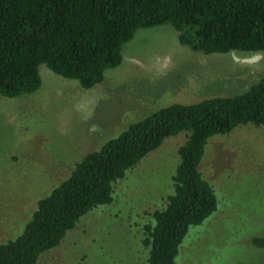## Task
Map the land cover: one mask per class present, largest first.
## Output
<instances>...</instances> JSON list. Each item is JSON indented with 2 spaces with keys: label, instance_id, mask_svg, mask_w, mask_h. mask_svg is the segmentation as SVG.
Returning <instances> with one entry per match:
<instances>
[{
  "label": "rangeland",
  "instance_id": "obj_1",
  "mask_svg": "<svg viewBox=\"0 0 264 264\" xmlns=\"http://www.w3.org/2000/svg\"><path fill=\"white\" fill-rule=\"evenodd\" d=\"M120 64L82 90L38 67L39 88L0 96V243L14 240L45 197L86 153L170 104L245 92L264 76V53L202 55L168 26L140 29ZM168 137L112 185V200L79 218L35 264H147L141 229L172 194L176 149ZM216 209L187 230L174 264H264V127H236L207 140L198 164Z\"/></svg>",
  "mask_w": 264,
  "mask_h": 264
},
{
  "label": "trees",
  "instance_id": "obj_2",
  "mask_svg": "<svg viewBox=\"0 0 264 264\" xmlns=\"http://www.w3.org/2000/svg\"><path fill=\"white\" fill-rule=\"evenodd\" d=\"M161 26L193 53H264V0H0V96L36 91L41 65L91 89L120 64L121 48L137 30ZM244 125L264 127V76L239 95L170 104L128 125L84 154L36 202L21 234L0 243V264H35L79 218L111 202L113 183L129 168L164 139L183 133L172 194L149 213L140 239L147 264H174L187 230L216 209L214 192L197 168L207 140Z\"/></svg>",
  "mask_w": 264,
  "mask_h": 264
}]
</instances>
